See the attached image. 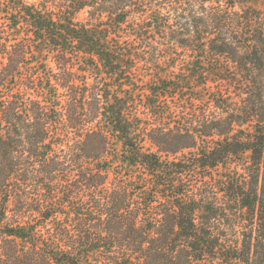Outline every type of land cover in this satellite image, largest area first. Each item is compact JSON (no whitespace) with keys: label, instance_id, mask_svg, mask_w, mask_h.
Wrapping results in <instances>:
<instances>
[{"label":"trees","instance_id":"trees-1","mask_svg":"<svg viewBox=\"0 0 264 264\" xmlns=\"http://www.w3.org/2000/svg\"><path fill=\"white\" fill-rule=\"evenodd\" d=\"M251 1L0 0V264H264Z\"/></svg>","mask_w":264,"mask_h":264},{"label":"rangeland","instance_id":"rangeland-1","mask_svg":"<svg viewBox=\"0 0 264 264\" xmlns=\"http://www.w3.org/2000/svg\"><path fill=\"white\" fill-rule=\"evenodd\" d=\"M251 4L257 8H263L264 7V0H253L251 1ZM78 18L80 20H85L86 18V14L85 13H81L78 15Z\"/></svg>","mask_w":264,"mask_h":264}]
</instances>
